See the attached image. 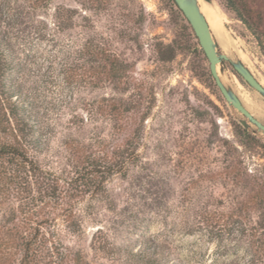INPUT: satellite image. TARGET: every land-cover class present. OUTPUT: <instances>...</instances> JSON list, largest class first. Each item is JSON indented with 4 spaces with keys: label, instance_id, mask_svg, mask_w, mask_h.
Returning a JSON list of instances; mask_svg holds the SVG:
<instances>
[{
    "label": "rangeland",
    "instance_id": "obj_1",
    "mask_svg": "<svg viewBox=\"0 0 264 264\" xmlns=\"http://www.w3.org/2000/svg\"><path fill=\"white\" fill-rule=\"evenodd\" d=\"M201 3L240 52L226 56L264 88L262 47L251 31L220 0ZM236 4L264 47V0ZM0 23L14 27L26 64L21 89L47 126V146L32 154L40 168L69 181L86 157L110 167L120 150L133 153L99 191L76 198L75 232L56 220L64 251L85 264H130L133 243L151 238L182 264H264V134L251 125L249 138L240 133L241 115L207 76V60L169 0H0ZM63 64L79 74L71 84ZM218 73L264 124L263 98L228 62Z\"/></svg>",
    "mask_w": 264,
    "mask_h": 264
},
{
    "label": "trees",
    "instance_id": "obj_2",
    "mask_svg": "<svg viewBox=\"0 0 264 264\" xmlns=\"http://www.w3.org/2000/svg\"><path fill=\"white\" fill-rule=\"evenodd\" d=\"M220 1L251 31L264 56L260 35L237 7V0ZM169 2L177 17L186 22L173 0ZM10 30L14 27L0 23V210L5 208L0 217V264H85L80 254L64 251L56 241L53 231L56 220L60 219L68 230L75 232L76 198L99 191L106 174L116 171L118 163L123 164L133 153L120 150L119 162L110 167L86 157L82 173L69 181L40 168L32 154L41 153L47 146V126L37 118L33 102L21 89L26 64ZM73 68L63 64L60 70L69 84L79 76ZM207 76L212 80L209 71ZM240 130L250 137L247 130ZM257 202L260 206L264 199L258 196ZM260 224L264 228V212ZM129 260L130 264H182L170 258L166 245L151 238L134 242Z\"/></svg>",
    "mask_w": 264,
    "mask_h": 264
},
{
    "label": "water",
    "instance_id": "obj_3",
    "mask_svg": "<svg viewBox=\"0 0 264 264\" xmlns=\"http://www.w3.org/2000/svg\"><path fill=\"white\" fill-rule=\"evenodd\" d=\"M177 9L181 12L191 28L194 37L197 40L198 46L202 51L208 63L209 74L218 89L224 101L233 108L241 119L240 125L243 129H248L253 126L255 130L264 134V124L254 118L242 105L238 97L222 83L218 75V66L223 62H228L234 72L253 89L264 100V88L257 82L249 70L239 61H233L224 54H219L216 51V46L210 33L209 27L205 18L200 13L196 0H173Z\"/></svg>",
    "mask_w": 264,
    "mask_h": 264
},
{
    "label": "bare ground",
    "instance_id": "obj_4",
    "mask_svg": "<svg viewBox=\"0 0 264 264\" xmlns=\"http://www.w3.org/2000/svg\"><path fill=\"white\" fill-rule=\"evenodd\" d=\"M197 4L198 2H201V0H196ZM204 2V1H203ZM205 3V2H204ZM211 5V4H210ZM208 6V4H207ZM199 11L202 15H204V17L206 18V21L208 23V27L209 29L213 32L215 38L217 39L219 46L221 47L224 55L229 56L230 52H236L237 54H239V50L236 49L235 45L232 44V42L230 41V39L228 38V36L226 35V31L225 28L222 25V22L219 21L214 14L212 13V11H210L203 3H201L199 6ZM241 56V55H240ZM242 59V58H241ZM218 75H220L218 73ZM226 77V76H225ZM224 78V77H223ZM227 80V78H226ZM227 82V81H226ZM225 82V83H226ZM223 83V81H222ZM227 85V84H226ZM225 86V85H224ZM235 91V90H234ZM236 95V94H235ZM241 101V100H240ZM242 105L244 106V108L249 112V108H247L246 104L244 102H242ZM251 115L253 113L256 114L257 117H259L260 119L263 118V115H261L259 112L252 110L251 112H249Z\"/></svg>",
    "mask_w": 264,
    "mask_h": 264
}]
</instances>
